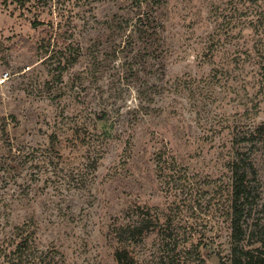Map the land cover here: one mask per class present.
<instances>
[{
	"label": "rangeland",
	"instance_id": "374dc122",
	"mask_svg": "<svg viewBox=\"0 0 264 264\" xmlns=\"http://www.w3.org/2000/svg\"><path fill=\"white\" fill-rule=\"evenodd\" d=\"M259 11L264 0H0V245L31 220L57 264H122L116 248L132 264H232L229 163L264 122ZM68 22L80 56L57 78ZM159 151L176 172L158 174ZM252 158L245 246L264 223V146Z\"/></svg>",
	"mask_w": 264,
	"mask_h": 264
},
{
	"label": "trees",
	"instance_id": "16d2710c",
	"mask_svg": "<svg viewBox=\"0 0 264 264\" xmlns=\"http://www.w3.org/2000/svg\"><path fill=\"white\" fill-rule=\"evenodd\" d=\"M255 21L258 26L261 25L264 28V11L256 13ZM42 23L43 21L38 19L32 21V25L35 27ZM50 24L48 23L49 26ZM66 24L67 27L63 30L60 29L55 36L63 43V48L56 58V64L52 68L53 76L57 78H61L64 71L74 65L80 56V46L75 39L74 29H72L71 23ZM51 27L53 26L51 25ZM48 44L49 42L45 39L37 41L36 51L38 53L45 52ZM46 58L47 56L41 57L42 61ZM239 138L248 145L245 151L237 152V155L229 163L231 173L228 188L230 197L228 212L231 218L230 232L235 242L231 247L230 260L232 264H264V223L255 222L249 230L248 236L254 237V241L251 242L258 243L257 245H240L242 236L245 234L242 222L251 217L260 196L258 171L252 157L258 148L264 146V122L240 132ZM156 166L159 175L178 170L175 157L173 155L164 156L162 151L156 153ZM144 225L143 221L142 229ZM136 226H139L138 220L133 224V230ZM8 240L6 246L0 245V256H2L0 264H57L59 259H56V256H59L58 258L61 256L55 246L43 247L39 244L31 220L15 224ZM114 257L122 264L134 262L125 249L116 248Z\"/></svg>",
	"mask_w": 264,
	"mask_h": 264
}]
</instances>
